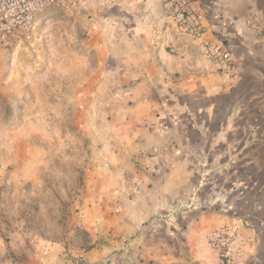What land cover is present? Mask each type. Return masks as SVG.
Returning a JSON list of instances; mask_svg holds the SVG:
<instances>
[{"label":"crops","instance_id":"crops-1","mask_svg":"<svg viewBox=\"0 0 264 264\" xmlns=\"http://www.w3.org/2000/svg\"><path fill=\"white\" fill-rule=\"evenodd\" d=\"M111 1L72 10L89 22L68 68L34 59L28 40H0L14 129L0 145L32 157L73 129L90 149L73 237L60 225L25 258L0 232V264H224L211 243L221 230L233 264H264V0H191L200 40L162 0ZM215 39L230 51L228 77L201 58Z\"/></svg>","mask_w":264,"mask_h":264},{"label":"rangeland","instance_id":"rangeland-1","mask_svg":"<svg viewBox=\"0 0 264 264\" xmlns=\"http://www.w3.org/2000/svg\"><path fill=\"white\" fill-rule=\"evenodd\" d=\"M91 2L76 4L68 9L53 7V12L44 16L42 23L39 16L36 30L27 39L29 42L26 41L34 59H42L50 68H54L58 59H64L65 67L68 68L74 50V35L86 39L84 31L89 22L83 14L75 15L72 10L89 7ZM95 4L99 7L98 2ZM32 42L34 46H30ZM50 75L55 81L54 72H50ZM53 96H48V103L43 106H50L51 100L56 99ZM8 99L9 96H0V108L5 109V118L0 121V137L14 135ZM21 104L24 106L23 102ZM17 134L26 133L22 130ZM53 136L56 139V135ZM64 140V145L52 141L42 147L38 143L32 157L26 153L19 154L18 148H25L24 145H0V232L6 245L18 252V257L22 253L26 258L35 252L40 237L51 233L56 235V228L60 225L73 237L70 223L76 210L74 201L79 195L77 189L81 186L79 171L88 164L90 149L80 136H74L73 129L67 130ZM62 183L64 190H61ZM49 218L50 222L52 218H58L57 224L47 222ZM71 241H68L69 246Z\"/></svg>","mask_w":264,"mask_h":264},{"label":"built area","instance_id":"built-area-1","mask_svg":"<svg viewBox=\"0 0 264 264\" xmlns=\"http://www.w3.org/2000/svg\"><path fill=\"white\" fill-rule=\"evenodd\" d=\"M93 0H0V40L5 47L20 40H27L36 30L39 15L49 8L68 9L76 4L86 3ZM99 7L112 4L111 0H94ZM191 0H162L165 16L172 19L179 26L195 39H202L203 29L195 19H190L189 2ZM252 29L256 26L250 21ZM201 58L210 62L225 77L230 76L232 68L230 66V51L219 39L201 42ZM171 52L175 50L170 49ZM178 126L182 122L174 118L168 120ZM162 128V127H161ZM228 231H219L211 236V243L218 256L224 264H233V260L226 251L228 235L222 239L223 234Z\"/></svg>","mask_w":264,"mask_h":264}]
</instances>
